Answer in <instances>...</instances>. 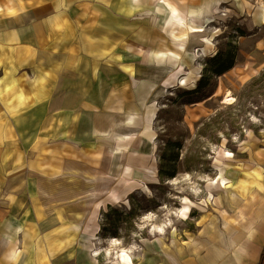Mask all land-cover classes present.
Instances as JSON below:
<instances>
[{
	"label": "rangeland",
	"instance_id": "374dc122",
	"mask_svg": "<svg viewBox=\"0 0 264 264\" xmlns=\"http://www.w3.org/2000/svg\"><path fill=\"white\" fill-rule=\"evenodd\" d=\"M180 2H60L68 11L47 43L54 101L61 89L88 97L105 83L106 93L125 91V103H134L122 113L112 108L92 117L97 132L121 134L118 160L106 149L93 164L82 163L78 174L38 180L36 203L46 212L72 201L83 204L101 184L94 193L100 209L93 216L95 233L84 236L88 264H161L167 251H180L201 226L241 209L264 210V13L259 23H250L229 7H214L215 15L201 22L194 6L186 18L190 31L172 37L166 22L171 13L181 14ZM103 9L108 28L101 39ZM228 51L234 65L214 74L213 57ZM30 70L39 73L38 67ZM104 97L98 93L93 106ZM129 152L147 154L146 169L136 168L133 177L123 175L130 170ZM115 186L128 190L112 202ZM65 237L71 240L57 261L75 264L82 255L74 254L73 235Z\"/></svg>",
	"mask_w": 264,
	"mask_h": 264
},
{
	"label": "crops",
	"instance_id": "0c3cea01",
	"mask_svg": "<svg viewBox=\"0 0 264 264\" xmlns=\"http://www.w3.org/2000/svg\"><path fill=\"white\" fill-rule=\"evenodd\" d=\"M61 1L0 0V264H60L57 259L65 250V240H71L65 235H73L74 254L82 255L75 264H88L84 236L95 233L93 216L98 207L94 193L102 191L101 184L92 190L91 199L84 197L83 204L72 201L46 212L45 206L36 203L41 190L38 180L78 174L82 163L93 164L106 149L118 160L121 134L97 132L92 117L112 108L122 113L134 104L125 103V91L106 93L105 83L88 91V97L75 88L67 92L61 89L54 101L49 84L55 72L48 68L47 43L55 29L61 28L59 24L68 11L61 7ZM180 1L181 14L171 13L166 22V30L172 28L171 36L190 31L186 18L193 14L189 10L194 6L201 22L215 15L214 7H229L250 23H259L264 13L261 0H186L196 5ZM100 11L102 39L108 25L106 9ZM54 26L59 27L53 30ZM201 49L210 52L206 45ZM33 66L39 73L30 70ZM61 75L72 77L69 73ZM98 93L105 97L100 103L102 109L96 111L100 106L94 107L93 99ZM104 141L112 145L110 149L108 144L93 146ZM117 160L115 176L120 171ZM146 160V153L129 152L130 170L123 175L133 177L135 169L142 166L145 170ZM116 186L115 193L108 196L111 200L128 190L120 191ZM80 188L88 192V188ZM242 210L201 226L193 238L182 241L180 251H167L161 264H264V210Z\"/></svg>",
	"mask_w": 264,
	"mask_h": 264
},
{
	"label": "trees",
	"instance_id": "16d2710c",
	"mask_svg": "<svg viewBox=\"0 0 264 264\" xmlns=\"http://www.w3.org/2000/svg\"><path fill=\"white\" fill-rule=\"evenodd\" d=\"M219 56L221 55H216V57H213L212 60V72L217 75L222 74L224 71L230 69L234 65L233 55H231L230 51L226 52L222 57ZM195 89H197V87ZM175 159L176 158H173L172 160ZM174 174V171L170 173V177H173Z\"/></svg>",
	"mask_w": 264,
	"mask_h": 264
},
{
	"label": "bare ground",
	"instance_id": "6f19581e",
	"mask_svg": "<svg viewBox=\"0 0 264 264\" xmlns=\"http://www.w3.org/2000/svg\"><path fill=\"white\" fill-rule=\"evenodd\" d=\"M180 21H181V20H180ZM225 100H226V99H225ZM226 101H227V100H226ZM118 198H119V194H118V195L116 194L114 197H112V200L115 201V200H117ZM94 254L96 255L97 252H95ZM123 260H125V259H123Z\"/></svg>",
	"mask_w": 264,
	"mask_h": 264
}]
</instances>
